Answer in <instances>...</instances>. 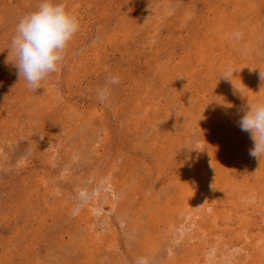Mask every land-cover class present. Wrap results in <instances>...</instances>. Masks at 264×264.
<instances>
[{
  "label": "rangeland",
  "instance_id": "1",
  "mask_svg": "<svg viewBox=\"0 0 264 264\" xmlns=\"http://www.w3.org/2000/svg\"><path fill=\"white\" fill-rule=\"evenodd\" d=\"M57 2L80 29L32 90L8 50L40 0H0V264H264L238 123L264 103V0Z\"/></svg>",
  "mask_w": 264,
  "mask_h": 264
},
{
  "label": "clouds",
  "instance_id": "2",
  "mask_svg": "<svg viewBox=\"0 0 264 264\" xmlns=\"http://www.w3.org/2000/svg\"><path fill=\"white\" fill-rule=\"evenodd\" d=\"M79 29L78 18L67 10L63 2L40 0L37 10L19 19L10 42L8 60L15 57L12 63L18 69L20 80H25L30 89L36 90L51 74L59 71L67 47ZM229 75L223 78L230 79ZM259 76L264 81V71L259 70ZM108 83L118 84L119 78L112 76ZM234 87L237 89L235 84ZM262 91L264 86L261 87ZM107 95V87L98 90L101 102L107 99ZM247 101V110L238 123L240 129L248 132L254 141L249 154L261 164V156L264 155V103ZM136 264H148V261L139 258Z\"/></svg>",
  "mask_w": 264,
  "mask_h": 264
}]
</instances>
